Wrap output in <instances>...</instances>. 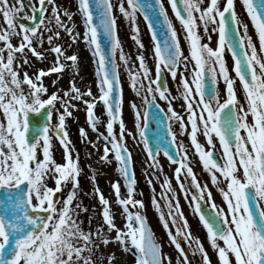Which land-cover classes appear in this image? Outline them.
Wrapping results in <instances>:
<instances>
[{
  "label": "snow or ice",
  "instance_id": "obj_1",
  "mask_svg": "<svg viewBox=\"0 0 264 264\" xmlns=\"http://www.w3.org/2000/svg\"><path fill=\"white\" fill-rule=\"evenodd\" d=\"M239 4L254 35L237 11V0H76L75 12L57 0H0V264H123L121 255L131 256L134 264H192L190 257L197 255L202 264H213L193 234L180 194L205 230L217 264H264V0ZM139 17L151 34L155 78L140 38ZM76 18L83 32L77 30ZM121 18L129 22L135 60L119 37ZM213 35L215 48L210 46ZM64 36L67 40L61 43ZM81 43L95 65V93L76 83L79 54L74 46ZM29 54L41 62L52 54L51 67L30 75L25 70L32 67ZM65 72H71L69 88L49 94L43 78ZM122 73L140 101L129 105L132 129L123 118ZM166 74L177 83L179 112ZM98 105L106 123L96 115ZM78 106L97 135L96 142L90 141L80 128L82 142L100 152L96 144L102 140L97 163L116 165L120 179L111 188L122 227L116 224L113 202L96 184L95 171L90 180L101 221L94 226L90 214L86 228L81 219L90 209L79 199L83 170L66 124ZM178 137L189 139L192 155L222 196L223 206L215 203L209 183L198 179L190 148ZM129 138L145 155L149 186L154 179L160 185L158 197L152 187L151 204L175 258L155 236L144 201L135 199ZM54 142L62 148V163L55 159ZM161 155L176 166L178 192L164 175ZM69 185L66 195L57 196Z\"/></svg>",
  "mask_w": 264,
  "mask_h": 264
},
{
  "label": "rangeland",
  "instance_id": "obj_2",
  "mask_svg": "<svg viewBox=\"0 0 264 264\" xmlns=\"http://www.w3.org/2000/svg\"><path fill=\"white\" fill-rule=\"evenodd\" d=\"M57 3L62 5L64 8H68L70 11L75 12L76 11V0H57ZM237 11L241 15V17L244 19V22L249 24V33L254 35V30L252 29L250 21L246 17V13H244L241 5L239 4V0H237ZM25 11H28L26 8ZM170 16L171 11L169 10ZM76 23L78 25L77 30L80 32H83V27L79 21L78 18H76ZM138 26L140 29V38L142 40V43L145 45V48L147 49L146 56H147V63L152 68L153 78H155V69H154V62L151 55L152 50V40L149 35V32L147 30V27L145 25L144 20L142 17H139ZM119 25V37L121 39V42L123 44L124 50L126 53L130 54L132 59L135 60V56L137 54V46L135 45V42L130 39V36L132 35L131 28L128 21L123 20L122 18L118 21ZM177 28H179L178 23L176 24ZM63 35V34H62ZM201 35L203 33L201 32ZM67 40V37L64 36L61 43ZM204 43H207V39L205 38ZM15 43V41H14ZM181 45L184 48L185 53H187V46L184 43V40L181 38ZM217 45V36L213 35L210 46L215 48ZM75 50L79 54V77L76 80V83L80 87H84L85 85L92 87L93 92L95 93V65L92 62V56L90 51L87 49V47L84 44H79V46H74ZM45 48H47V44H45ZM187 55V54H186ZM29 59L31 61L32 67L26 68L25 70L29 72L30 75H32L35 71L39 69H45L47 70L49 67H51L54 57L52 54H48L47 59L43 62L37 61L34 57H31L29 54ZM83 60H85L86 64L83 63ZM58 76L61 78L58 79ZM71 72H65L63 74H56L53 73L50 76H46L43 78L44 86L48 88L49 94H51L54 91L57 90H67L69 88V81H70ZM122 85H123V99H124V109H123V118L125 120V123L128 127V129H132L133 127V113L129 107L130 103L136 102L137 104L140 103L139 98L135 96V94L131 91V89L128 86L127 83V76L126 74L122 73L121 76ZM55 82V85L53 84ZM171 88V87H170ZM169 88V91H170ZM171 92V91H170ZM171 94H173L171 92ZM159 104L163 108H166V105L163 101H158ZM80 107L79 111H73L72 117H69L66 120L67 124V131L69 133V138L72 141L73 145L75 146L76 151L80 155V166L82 168V173L79 178L80 181V187L82 191L80 192L79 199L83 201L84 206L89 207L90 212L84 213L81 216V219L85 221V227L87 228V219L88 216L91 214L94 216L93 219V225H97L101 221V217L99 216L100 212V206L98 203V199L93 196L94 186L93 183L90 180V177L92 175V172L95 171L96 173V184L98 185L100 191L105 195L106 198H109L110 201L113 202V211L116 213V224L120 227L123 226V220L120 216L121 209L118 205H115L114 203V195L112 194V188H111V182H115L118 179H120L119 174L116 172V165L115 163L112 164H98L97 161L99 159V156L102 154L103 149V141H99L96 146L97 148H100V152H96L89 144L86 142H82L83 138L79 134L80 128H84L88 133V140L96 142L97 141V135L96 133L92 132L89 128L87 122H86V112L83 109V106ZM97 117L106 123V115L104 114L103 107L98 105L96 110ZM118 129V125L116 126ZM100 131H104V128L101 127ZM128 147L131 149L133 153V160H134V171H135V178L137 181L136 184V192L137 195L135 199L140 200L142 199L145 204V214L148 219V223L152 227L155 236L158 240H160L164 245V251L175 258L176 253L174 250V247L168 246V238L167 235L162 227V224L160 223L158 219V214L156 213L155 209L153 208L151 204L152 199V187L155 188V193L157 197L159 196L161 192V188L159 183H156L155 179L153 180L152 187L148 184V177L145 176L146 171V165H145V155L141 148L135 146V142L131 140L130 138L127 140ZM54 155L57 162L62 163V148L59 145L58 142H54ZM160 163L163 166L164 169V175L172 179L173 187L178 190V186L176 184L174 176V168L175 165L169 164L167 160L161 155L160 156ZM91 166V167H89ZM194 172L196 173L199 180H201L204 183H209L210 181L208 174L204 171L198 172L196 169H194ZM160 180H163V176L160 177ZM121 185H123V181L121 180ZM50 187H54V183L50 180L49 182ZM187 183V181H185ZM70 185L68 189H65L63 193H58L57 196H63L66 195L67 191L70 190ZM122 195L124 194L125 190L122 187ZM140 193L143 195L141 196ZM87 194V195H86ZM215 200V203L217 205L223 206L222 199ZM180 203L182 206V209L185 213L186 218L189 221V224L191 225L193 234L197 237H199L202 242L204 243L205 248L208 250L209 256L213 262V264H217V258L215 254L212 252L206 238H205V230H203L202 226L198 222V218L195 217L191 211V209L187 206V203L183 199V195L180 194ZM96 208V213H91V208ZM113 246H110V249ZM182 247L186 249V252L188 251V246L186 244H182ZM117 255H121L119 251H117ZM192 264H202V261L200 257L197 255L195 257H190ZM125 259V260H124ZM121 260L123 264H134V259L131 256L127 255H121Z\"/></svg>",
  "mask_w": 264,
  "mask_h": 264
},
{
  "label": "flooded vegetation",
  "instance_id": "obj_3",
  "mask_svg": "<svg viewBox=\"0 0 264 264\" xmlns=\"http://www.w3.org/2000/svg\"><path fill=\"white\" fill-rule=\"evenodd\" d=\"M186 54H188V52L185 53V55ZM226 60H227V63L229 65V68H231V66H232V60H231L230 54H228L227 52H226ZM232 75L234 76V73H232ZM166 83H167L168 89L171 87L170 88V91L173 93L172 96L176 97V100L173 103V107L179 112V111H181V107H180L181 100L179 98V95L180 94L177 92V83L174 82L171 79L170 75H167V74H166ZM237 87L239 88V85H237ZM219 89L221 91V94H223V92H224V85H223L222 82L219 84ZM178 139L179 140H182L184 142V144L190 148V141H189V139L187 137H178ZM199 139H200V142L201 143H204L203 137H200ZM193 151L194 150L190 148L189 156H190V159L192 161V165L194 166V169H196V171L201 172V171H203L202 166L200 165V163L198 161V158L196 156L192 155V152ZM164 158L167 160L166 157H164ZM209 187H210V190L212 191V194H213L214 199H216V200L222 199V196L220 195V193L217 192L215 188H212L211 187V184H210Z\"/></svg>",
  "mask_w": 264,
  "mask_h": 264
},
{
  "label": "water",
  "instance_id": "obj_4",
  "mask_svg": "<svg viewBox=\"0 0 264 264\" xmlns=\"http://www.w3.org/2000/svg\"><path fill=\"white\" fill-rule=\"evenodd\" d=\"M24 23H29L28 21H23ZM151 111H153V112H155L156 111V108H153V109H151ZM155 130V128L153 127L152 129H149V132H148V134H149V136L151 137V135H152V132Z\"/></svg>",
  "mask_w": 264,
  "mask_h": 264
},
{
  "label": "bare ground",
  "instance_id": "obj_5",
  "mask_svg": "<svg viewBox=\"0 0 264 264\" xmlns=\"http://www.w3.org/2000/svg\"><path fill=\"white\" fill-rule=\"evenodd\" d=\"M83 63H85V64H86L85 60H83ZM124 260H125V259H124ZM125 264H126V262H125Z\"/></svg>",
  "mask_w": 264,
  "mask_h": 264
}]
</instances>
